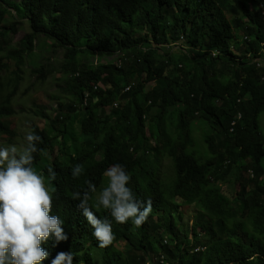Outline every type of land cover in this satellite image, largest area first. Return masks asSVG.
<instances>
[{"label":"trees","instance_id":"1","mask_svg":"<svg viewBox=\"0 0 264 264\" xmlns=\"http://www.w3.org/2000/svg\"><path fill=\"white\" fill-rule=\"evenodd\" d=\"M263 47L264 0H0L2 145L17 137L23 68L46 82L41 54L63 51L54 71L63 96L53 114L37 106L31 129L42 138L35 169L57 174L51 213L68 236L43 245L42 264L60 251L73 264H159L162 255L166 264H264V68L249 63ZM196 126L210 130L206 152ZM165 160L175 169L169 185ZM116 163L152 211L140 228L97 212L116 237L101 248L72 194L87 181L98 192ZM76 164L84 171L73 179Z\"/></svg>","mask_w":264,"mask_h":264},{"label":"clouds","instance_id":"2","mask_svg":"<svg viewBox=\"0 0 264 264\" xmlns=\"http://www.w3.org/2000/svg\"><path fill=\"white\" fill-rule=\"evenodd\" d=\"M25 141L20 147L0 146V264H42L50 255L44 244L51 245L53 241L55 247L68 239L62 227L64 221L51 213L56 189L49 185L56 180L57 174L48 167L46 178L34 167V154L42 153L36 143L42 138L29 132ZM83 171L82 165L73 166V179L80 177ZM103 176L107 185L99 192L95 184L87 181L88 188L83 194L79 191L72 194V199L79 201L77 207L93 228L92 235L101 248L112 245L116 237L111 221L98 218L97 212L105 210L116 223L131 221L135 228H140L152 211L151 200H138L127 186L131 177L123 165L109 166ZM161 258L166 264L163 255L158 258V263ZM51 264H73V254L60 251Z\"/></svg>","mask_w":264,"mask_h":264},{"label":"rangeland","instance_id":"3","mask_svg":"<svg viewBox=\"0 0 264 264\" xmlns=\"http://www.w3.org/2000/svg\"><path fill=\"white\" fill-rule=\"evenodd\" d=\"M26 33L27 32L23 31L20 28L17 34L11 36V38L13 39V44H16ZM36 50L41 51L40 49H36ZM173 50L178 51L181 49L178 46H175L173 47ZM38 53L39 52L34 54H38ZM41 56H42L41 58L42 60L39 61L41 66L44 67L45 71H50L52 73V76H50L46 82L35 81L34 75L30 74V68L29 67L23 68L24 73L22 75V82L20 84V94L17 98V102L15 105L16 113L12 119V127L13 129L16 130L17 137L13 141V144L10 145H16L17 147H20L26 143L25 141L26 135L29 132H31V129L34 126V124H37L41 120L39 117H35L33 115L34 114L33 111L36 110L37 106L40 105L45 107L46 105L45 108L47 109V111L53 114L52 109L56 108L57 102L53 101L52 99H57L58 97L63 96V89L65 88V84L59 81L58 80L59 76L56 73H54V71L58 72V69L60 68V64L63 60V51L62 50L56 52L50 51L41 54ZM100 61L102 64L105 63L103 59ZM26 89L28 92L26 94H22ZM260 124H261L262 133L264 134V113L260 118ZM196 127L197 128L193 129V137L196 143V147L200 152H206V145L204 143V140H205V135L209 133L210 130L204 132L202 131V129L199 128V126ZM79 139L82 141L84 137L80 136ZM5 143H8L5 139L0 140V146H9V145H2ZM191 152L192 151H189V153ZM250 173L246 174V177L252 178ZM159 174H160V178L166 181L169 185L170 181L172 180L175 174V169L169 160H165L160 163ZM106 185H107V179L103 187H105ZM186 211L187 210H185V212ZM190 217L187 216V220ZM192 221L193 218L191 219L190 225L192 224ZM189 239H191V236L189 237Z\"/></svg>","mask_w":264,"mask_h":264},{"label":"built area","instance_id":"4","mask_svg":"<svg viewBox=\"0 0 264 264\" xmlns=\"http://www.w3.org/2000/svg\"><path fill=\"white\" fill-rule=\"evenodd\" d=\"M217 53H213V56H215ZM250 58V57H249ZM249 63L251 64V65H256V67L258 68V69H263L264 68V47H263V49H262V54H257L256 56H255V58L254 59H251L250 61H249ZM119 64H121V60H119L118 61V65ZM129 90V88H127L125 91H128ZM85 105H86V102H85ZM116 106V105H115ZM202 250H204V248H198L197 250H196V252H199V251H202ZM160 264H164V259L163 258H161V260H160Z\"/></svg>","mask_w":264,"mask_h":264}]
</instances>
